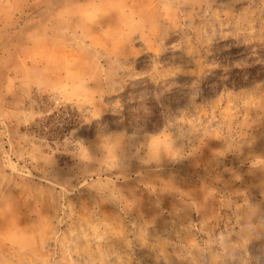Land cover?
Returning a JSON list of instances; mask_svg holds the SVG:
<instances>
[{
  "label": "rangeland",
  "instance_id": "374dc122",
  "mask_svg": "<svg viewBox=\"0 0 264 264\" xmlns=\"http://www.w3.org/2000/svg\"><path fill=\"white\" fill-rule=\"evenodd\" d=\"M0 264H264V0H0Z\"/></svg>",
  "mask_w": 264,
  "mask_h": 264
}]
</instances>
